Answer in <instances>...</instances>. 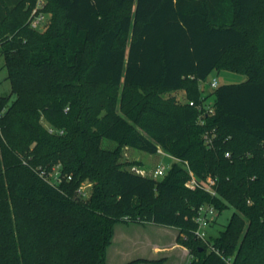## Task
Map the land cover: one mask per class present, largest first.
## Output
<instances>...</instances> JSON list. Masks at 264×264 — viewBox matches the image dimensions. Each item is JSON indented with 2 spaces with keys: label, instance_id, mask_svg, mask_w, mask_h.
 <instances>
[{
  "label": "trees",
  "instance_id": "1",
  "mask_svg": "<svg viewBox=\"0 0 264 264\" xmlns=\"http://www.w3.org/2000/svg\"><path fill=\"white\" fill-rule=\"evenodd\" d=\"M51 1L45 31L27 23L36 0L0 30V264H110L115 225L146 222L179 229L185 264H264V0ZM213 70L246 79L214 88L200 125L164 93L189 84L202 102ZM125 146L175 161L156 178L122 162ZM58 163L72 176L59 185L39 173ZM187 164L216 194L187 184ZM203 204L235 209L209 243L195 234ZM140 261L156 262L126 264Z\"/></svg>",
  "mask_w": 264,
  "mask_h": 264
},
{
  "label": "rangeland",
  "instance_id": "2",
  "mask_svg": "<svg viewBox=\"0 0 264 264\" xmlns=\"http://www.w3.org/2000/svg\"><path fill=\"white\" fill-rule=\"evenodd\" d=\"M18 0H0V12L6 13V19L3 21H0V30H7V26L10 25V21L13 19L14 14V8L17 5ZM38 1L42 2V8L44 12L46 13L47 19L44 23V26L40 29V31H45L48 26L51 24L52 20L54 19L55 15H58L61 13V10L54 6L53 2L51 0H36L34 6L37 4ZM29 2H26L24 4L23 10H26L28 8ZM33 6V7H34ZM31 12V11H30ZM8 37V33L4 34L0 38L2 40L6 39ZM5 58L1 51L0 47V95H8L11 93V83L10 80L6 78L7 71L5 68ZM214 78L217 79L218 84H224V83H238L241 81H244L246 79V75L228 71V70H213L207 77L205 81L202 82L201 88L204 91V94L206 95V103L212 104L214 101V95H213V88L210 86V81ZM187 87H191V85L187 84ZM183 87L178 90L168 91L165 92L164 95L173 96L177 102L180 104H187L189 101L195 98V95L192 91L189 90V88ZM193 87V86H192ZM15 96L12 95L11 100ZM44 123L47 121L44 120ZM48 124V123H46ZM114 144L113 142L104 139L103 145H109ZM163 150V149H162ZM156 154H152L145 151H139L133 148L124 147L123 156H122V162L129 167H137L140 170H144L145 172L149 174H153L155 168L162 164L165 166L166 171H168L172 164L175 161V158L165 152ZM82 185L85 187V190L88 191V194L90 193V190L92 189V183L90 180H85ZM234 208L232 206H228L223 208L222 210H219L215 208L216 213V222L210 223L207 226V232L208 235H210L212 238L217 237L220 234V231L225 228V226L228 224L231 215L234 212ZM120 228V227H119ZM179 230V229H178ZM179 234V233H178ZM173 234L167 233V235L164 237L166 241L173 240ZM120 238V229L117 231V240ZM178 242V241H177ZM151 256H155L151 254ZM111 261V260H110Z\"/></svg>",
  "mask_w": 264,
  "mask_h": 264
},
{
  "label": "crops",
  "instance_id": "3",
  "mask_svg": "<svg viewBox=\"0 0 264 264\" xmlns=\"http://www.w3.org/2000/svg\"><path fill=\"white\" fill-rule=\"evenodd\" d=\"M118 229L120 238L117 240ZM167 233L173 234V240L164 239ZM178 233L176 227L151 222L118 223L115 225L113 242L108 249V262L126 264L140 259L156 262L140 261L134 264H185L191 255L187 247L177 242Z\"/></svg>",
  "mask_w": 264,
  "mask_h": 264
},
{
  "label": "built area",
  "instance_id": "4",
  "mask_svg": "<svg viewBox=\"0 0 264 264\" xmlns=\"http://www.w3.org/2000/svg\"><path fill=\"white\" fill-rule=\"evenodd\" d=\"M47 19L46 13L42 8V2L38 1L37 4L32 7L31 12L28 16L27 23L28 26L34 30H40ZM210 86L214 89L219 86L218 81L216 78L210 81ZM189 104L192 106L197 107L200 110V116L198 118L197 123L200 125L205 124V118L203 117L204 114L213 113V107L210 104L206 103V100L202 102H195L194 100L189 101ZM49 133H59L62 134L64 132L63 129H58L54 126L47 125ZM215 136L214 132L206 131L204 132V140L205 143L210 146L212 144V138ZM159 153H164L161 148L158 149ZM229 155V152L226 153ZM187 169L189 172V179L187 184L192 187H201L211 194H216L215 184L216 179L212 176H208L205 179H198L194 172L190 169L189 165L187 164ZM145 172L144 170H141ZM39 173L42 177L54 184H61L65 180H71L72 176L67 174L63 171L62 165L60 163L53 165L50 169L45 167H39ZM166 173V168L164 165L159 164L154 172L153 176L156 178L162 177ZM76 194L80 196H87L88 191L85 190V187L81 184L76 188ZM216 218L215 207L211 204H203L198 208L197 215L195 216V221L197 223V228L195 230L196 237L206 243L208 242V232L207 226L213 222Z\"/></svg>",
  "mask_w": 264,
  "mask_h": 264
}]
</instances>
